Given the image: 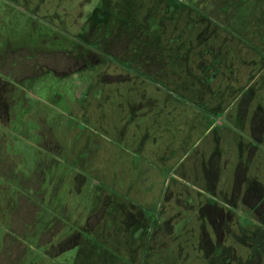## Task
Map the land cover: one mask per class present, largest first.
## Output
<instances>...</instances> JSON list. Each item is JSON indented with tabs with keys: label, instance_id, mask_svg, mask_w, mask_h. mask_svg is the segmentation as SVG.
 I'll return each mask as SVG.
<instances>
[{
	"label": "rangeland",
	"instance_id": "374dc122",
	"mask_svg": "<svg viewBox=\"0 0 264 264\" xmlns=\"http://www.w3.org/2000/svg\"><path fill=\"white\" fill-rule=\"evenodd\" d=\"M0 264H264V0H0Z\"/></svg>",
	"mask_w": 264,
	"mask_h": 264
}]
</instances>
